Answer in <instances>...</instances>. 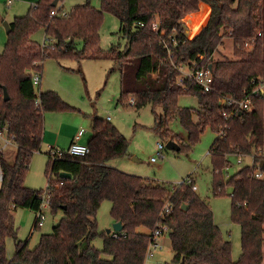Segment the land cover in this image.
I'll list each match as a JSON object with an SVG mask.
<instances>
[{"label": "trees", "instance_id": "obj_1", "mask_svg": "<svg viewBox=\"0 0 264 264\" xmlns=\"http://www.w3.org/2000/svg\"><path fill=\"white\" fill-rule=\"evenodd\" d=\"M53 1L37 0L24 15L15 16L0 53V128L7 127L15 145L12 154L0 150V264H143L149 233L158 221L168 225L173 251L171 263L165 264H262L264 163L258 152L264 150V95L251 94V90L264 82V0H187L194 6L199 2L210 6L206 23L190 39L182 21L184 0H100V9L87 2L73 6L67 16H51V10L62 0L55 6ZM105 12L118 18L125 45H112L102 53L99 31ZM155 20L158 30L152 27ZM203 21L204 17L193 31ZM38 29L53 39L47 46L30 38ZM172 34L176 44L167 38ZM225 36L233 39L236 58L214 59ZM251 40L250 48L245 47ZM77 41L82 42L80 49ZM63 57L78 61L86 57L111 59L110 70L117 69L120 74L119 102L133 97L134 108L147 104L153 110L160 107L154 131L161 138L176 141L179 151H189L207 128L216 132L209 148L211 190L217 195L226 185L231 186L230 217L241 227V253L236 260H232L231 242L214 222L210 205L192 189L191 177L189 183L170 187L108 164L126 154L128 140L116 126L97 115L91 120L88 154L51 159L47 152L46 188L24 185L30 158L41 148L45 112L76 110L54 90L37 93L32 81L34 74H41L46 58ZM193 62L197 68L212 72L211 90L205 91L189 78L178 80V67ZM182 94L195 96L199 107L179 106ZM246 96L251 102L249 110L234 111L236 102L228 105L225 100L239 101ZM224 111L232 115L225 118ZM175 117L187 133L186 141L169 128ZM231 154L250 155L253 164L242 166L225 179L222 168L229 166L227 156ZM256 163L261 164V177L253 174ZM61 172H69L71 177H60ZM44 191L49 211L62 213L57 227L68 231L70 237V248L59 262L43 241L53 234L40 241L34 250H38L37 255L34 251L21 255L24 243L17 239L13 223L14 209H41ZM104 200L111 203L113 222L123 225L116 236L112 230H98L96 215ZM165 202L172 205V211L160 217ZM40 221L36 216L34 229L40 228ZM97 236L102 239L101 248L92 244ZM7 237L15 240L11 258L6 257Z\"/></svg>", "mask_w": 264, "mask_h": 264}, {"label": "rangeland", "instance_id": "obj_2", "mask_svg": "<svg viewBox=\"0 0 264 264\" xmlns=\"http://www.w3.org/2000/svg\"><path fill=\"white\" fill-rule=\"evenodd\" d=\"M36 1L11 0V2H7L6 0H0V53L4 48L7 36L3 21L8 22L13 20L15 16L24 15ZM87 2L94 8L100 9V0H62L57 4V8L61 6L60 9L62 11L68 12L73 6ZM182 10V21L188 34L187 39H190L206 23L210 14V6L203 2H199L197 6H194L184 0ZM203 17V23L197 30L193 31L194 26ZM119 29L120 22L118 18L111 13L105 12L99 31V48L102 53H106L112 45L124 47L125 38L120 34ZM30 38L42 43L44 39L43 29L33 32ZM77 43L80 49L82 42L77 41ZM252 43V40L246 42L245 47L250 48ZM213 58H236L233 39L230 36L223 38V43L218 46ZM112 64L111 59L107 57H86L80 61L71 57H63L59 60L46 58L42 64L40 86H35L36 92L54 90L65 102L75 107L76 110L45 112L44 122L45 117L47 119L49 116H56L59 115V112H63L68 115V118L64 117L63 119V129H75L77 132L80 128H83L85 133L82 136V141H84L91 133L92 117L97 115L106 119L109 116L108 121L116 126L127 138L128 147L126 154L110 160L108 164L130 174L165 183L170 187L177 185L183 179L191 177L196 186L195 193L210 205L214 222L220 227L223 237L231 242L232 260H236L241 253V227L233 222L230 217L231 186L226 185L222 194L214 195L211 190L213 171L209 148L217 135L216 132L207 128L199 141L191 146L189 151L166 148L165 144L169 138H161L154 131L155 115L161 113V108L157 107L153 110L150 104L134 108L128 103V98L124 103L118 102L120 74L117 69L113 68V70H110ZM184 72H186V67L183 66V72L180 71V75ZM178 105L193 109L199 107L197 98L191 94L180 95ZM72 115H77V117L74 118L75 116L73 117ZM169 128L177 138L181 141H186L187 133L182 128L177 117L170 121ZM158 142L163 144L160 154H158ZM14 149L15 145L12 142L4 150L12 154ZM40 149L34 152L30 158L24 185L44 190L49 179L46 172L48 156L45 153L44 146L41 145ZM227 157L230 164L227 168H222V175L225 179L237 172L242 166L252 164V156L250 155L231 154ZM151 158H155V160H151ZM51 178L54 179L55 175L53 174ZM110 204L109 200H104L97 211L96 220L99 231L106 230L113 223L110 215ZM42 213L41 226L38 229H34L33 225L37 212L21 207L13 210V223L17 228V239L23 241V245L27 247V250L21 248L20 253L24 256L29 251H34L44 237L53 234L44 238L43 241L47 247L53 250L57 262H59L70 248L68 242L70 239L69 233L57 227L62 216L61 211L52 214L47 203H44ZM78 239L79 236L73 240V243ZM161 240L163 248L156 252L153 259L147 260L146 264H151L152 262L171 263L173 251L170 239L166 236ZM14 242L15 240L12 237H7L5 240L7 258H11L14 255ZM92 244L96 248H101V237H95L92 240ZM37 254L38 250L33 252V255ZM262 264H264V244Z\"/></svg>", "mask_w": 264, "mask_h": 264}, {"label": "built area", "instance_id": "obj_3", "mask_svg": "<svg viewBox=\"0 0 264 264\" xmlns=\"http://www.w3.org/2000/svg\"><path fill=\"white\" fill-rule=\"evenodd\" d=\"M6 1L11 2V0H6ZM55 14H59L61 16H67L66 11L58 10V8L52 9L50 12L51 16L55 15ZM152 27L154 29L158 30V23L156 20L152 23ZM159 32H160V34H164L165 31L159 28ZM185 32L187 33V31H185ZM167 38L173 44L177 43L173 34L168 35ZM52 41H53V39L44 36V39L42 41V45L47 46ZM181 41L185 42V39H182ZM199 58L201 59L202 57L199 56ZM183 66L186 67V72H184L182 75H180V71L183 72ZM178 70H179L178 80L180 82H182L184 78H189V79L195 81L196 83H198L199 85H201L205 91L211 90V83L213 81V75H212V72L210 71L209 68H205V67L197 68L196 63L193 62L191 65L185 64V65L179 66ZM39 79H40V74H34L33 75L32 81H33V84L35 86L39 84ZM251 94L264 95V82L253 87L251 90ZM225 100H226V103L228 105H233L236 102V107L233 108L234 111L239 110L241 108L247 109V110H249L251 108V102H250L249 96H246L245 98H242L239 101H236V100L231 99V98H227ZM128 103L130 105H132L134 103L133 97L128 98ZM222 114L225 118H228L229 116L232 115L231 113H228L226 111H224ZM83 131H84V129H80L77 132V134L75 135V137L73 138V140L71 141V143L69 144V146L65 149L48 147L47 152L49 154V157L51 159H57V158L65 157L66 155L84 156V155L88 154L89 153L88 145L86 143L79 142V138H80L81 134L83 133ZM219 134H222V132L220 131ZM12 138L13 137L8 133L7 127H4L2 129L0 128V150H4L8 145H10L13 142ZM157 148L159 150L158 154H160L161 149L163 148V144L161 142H158ZM258 157L260 159V162L263 161V163H264V150H261L258 152ZM151 160H155V158H151ZM252 164H253V157H252ZM253 174L255 177H261L262 176L260 163H256V168L254 169ZM2 178H3V171H2L1 164H0V181L2 180ZM185 182L189 183L190 179L189 178L183 179L177 185H180V184L185 183ZM192 189L195 190L196 186L193 185ZM44 203H48V196H47L46 191H44L42 194L41 209H42V206ZM41 209L37 212V217L39 220H41L43 218V213H42ZM171 211H172V205L169 202H165L161 208L159 216L160 217L165 216V215L169 214ZM168 231H169V227L165 222L158 221L153 226V228L151 229L149 236H148V243H147V247L145 250V257L143 260V264H146L147 260L153 259L156 252H158L159 250H161L163 248V243L161 242L162 241L161 239H163L164 237L167 236ZM112 233H113V236H116V231H112ZM151 264H165V262H152Z\"/></svg>", "mask_w": 264, "mask_h": 264}, {"label": "crops", "instance_id": "obj_4", "mask_svg": "<svg viewBox=\"0 0 264 264\" xmlns=\"http://www.w3.org/2000/svg\"><path fill=\"white\" fill-rule=\"evenodd\" d=\"M41 77L42 75L40 74V79H39V84H38L39 86L42 80ZM118 102H119V99H118ZM67 116L68 115H65L63 112H59V115H56V116L52 115L51 117L50 116L47 117V119L45 117V122L43 125V133H42V143H41V145L44 146L45 148V153H47L48 147H54L58 149L67 148L69 144L71 143V141L73 140V138L75 137V135L77 134L78 131L76 132L75 129L73 130H67L66 128L63 129V124H64L63 119L64 117H67ZM74 116H73L74 118L77 117V115H74ZM109 118L110 117L107 116L106 119L108 120ZM80 129H83V128H80ZM84 133H85V130L81 134L79 138V142L87 144V140L90 135L86 138V140L82 141V136L84 135ZM22 248L27 250L26 245H23Z\"/></svg>", "mask_w": 264, "mask_h": 264}, {"label": "water", "instance_id": "obj_5", "mask_svg": "<svg viewBox=\"0 0 264 264\" xmlns=\"http://www.w3.org/2000/svg\"><path fill=\"white\" fill-rule=\"evenodd\" d=\"M56 4H57V0H54L52 2V5L55 6ZM3 26H4L5 32L7 34L9 32V30H10L9 22L3 21ZM3 97H4V99H7L8 98L7 90H6L5 87H3ZM165 146H166V148L174 149V150H179V148H180V145L176 141H174L172 139H169L166 142ZM262 162L263 161H261V164H262ZM59 176L60 177L70 178L71 177V174L69 172H61V173H59ZM182 207H184V206L182 205ZM122 228H123V225H122L121 221H114L112 223L111 227H109V228L106 229V233H109L111 230L112 231H116V232L117 231H121Z\"/></svg>", "mask_w": 264, "mask_h": 264}]
</instances>
